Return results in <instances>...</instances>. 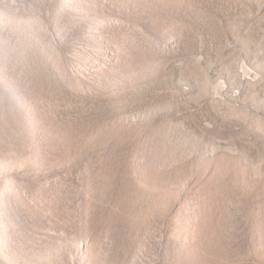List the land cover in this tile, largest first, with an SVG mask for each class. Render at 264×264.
Instances as JSON below:
<instances>
[{"label":"rangeland","instance_id":"374dc122","mask_svg":"<svg viewBox=\"0 0 264 264\" xmlns=\"http://www.w3.org/2000/svg\"><path fill=\"white\" fill-rule=\"evenodd\" d=\"M0 264H264V0H0Z\"/></svg>","mask_w":264,"mask_h":264}]
</instances>
